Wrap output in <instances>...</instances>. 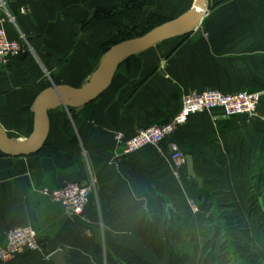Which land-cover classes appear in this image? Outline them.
<instances>
[{
	"label": "crops",
	"instance_id": "1",
	"mask_svg": "<svg viewBox=\"0 0 264 264\" xmlns=\"http://www.w3.org/2000/svg\"><path fill=\"white\" fill-rule=\"evenodd\" d=\"M192 1L3 0L12 18L6 35L12 41L24 37V58L0 64L2 130L16 142H28L45 93L90 84L118 35L133 30L141 37L161 29ZM203 91H264V0H206L197 29L124 59L93 106L52 104L37 153L0 150V247L6 232L17 227L32 228L42 246L3 264H55L50 256L56 251L67 264H110L106 252L116 259L112 247L148 264H168L166 242L181 244L184 238L174 232L167 205L181 216L185 241L193 247L184 264H198L207 218L200 201H209L220 222L224 213L237 216L264 257V96L253 117H225L218 109L197 114L170 139L184 160L191 159L202 189L188 178L185 163L176 168L170 141L125 156L114 139L168 122L184 96ZM68 183L89 188L81 218L68 217L61 204L42 195ZM149 215L163 244L161 258L139 237Z\"/></svg>",
	"mask_w": 264,
	"mask_h": 264
},
{
	"label": "built area",
	"instance_id": "2",
	"mask_svg": "<svg viewBox=\"0 0 264 264\" xmlns=\"http://www.w3.org/2000/svg\"><path fill=\"white\" fill-rule=\"evenodd\" d=\"M0 64L6 65L16 59L20 53H24L19 41L8 39L4 26L12 21L11 15L5 8V3L0 0ZM24 13V9L20 10ZM264 91L221 93L218 91H203L191 93L181 100L178 113L168 122L152 125L139 130L135 135L125 138L122 133L114 136L116 144L123 149L125 156L137 153L145 148H160L170 141L176 131L183 127L188 119L201 113H209L213 110H221L225 117L244 116L253 117L261 104ZM187 110V114H185ZM171 159L176 168L184 165V157L177 151L176 145L170 141ZM89 188L78 183H68L55 190H43L42 195L49 201L59 203L64 208L65 214L70 218H81L87 208L89 200ZM191 206L195 205L191 203ZM5 246L0 247V264L10 262L17 255L24 252H37L42 248L37 233L30 227H17L10 229L5 234Z\"/></svg>",
	"mask_w": 264,
	"mask_h": 264
},
{
	"label": "water",
	"instance_id": "3",
	"mask_svg": "<svg viewBox=\"0 0 264 264\" xmlns=\"http://www.w3.org/2000/svg\"><path fill=\"white\" fill-rule=\"evenodd\" d=\"M205 7L206 0H193L188 11L161 29H157L141 37L124 40L112 47L104 57L102 66L97 72L104 73V79L99 86L87 84L80 88L54 87L45 93L35 107L37 116L36 129L29 141L26 143L16 142L8 138L0 127V150L6 154L17 156H29L37 153L43 146L48 134V112L52 108V104H59L66 108H78L95 100L110 86L118 65L124 59L158 42L182 36L197 29L202 15L205 13ZM22 58H24V53H20L17 59L20 60ZM70 98L82 99L79 103H68L67 100ZM185 164L188 178L196 183L198 189H202V180L194 173L193 164L189 157L185 159ZM169 209L173 210L171 205L166 206L165 213L167 217H170ZM148 218L151 219V216L149 215ZM64 259L65 256L61 251H56L50 256V260L55 264H67ZM118 264L125 263L119 262Z\"/></svg>",
	"mask_w": 264,
	"mask_h": 264
},
{
	"label": "trees",
	"instance_id": "4",
	"mask_svg": "<svg viewBox=\"0 0 264 264\" xmlns=\"http://www.w3.org/2000/svg\"><path fill=\"white\" fill-rule=\"evenodd\" d=\"M150 29L151 27H149L148 31ZM122 31L124 30L122 29ZM133 32V30H130L127 35H121V37L118 35L116 37L117 41L113 42V45L127 39L135 38V34ZM90 106H93V102L85 105V107ZM90 117H92V114ZM72 120L75 123V117L73 115ZM255 201V204H257V200ZM198 207L202 212L207 214V218L204 221V232L201 238L202 254L198 264H211L215 257L216 238L218 235L217 233H213V229H208L207 224L209 219L215 222V227L220 229L222 234L219 246L221 254H225L226 257H232V263L234 264H264V257L256 253V245L252 239L245 234L243 230V222L240 221L237 216L232 213H224L220 217V222L219 219H216L213 215V212L210 215L212 205L209 201H200L198 203ZM169 218L170 222L175 224L174 232L180 235V238L182 236L184 239H182L181 244H178L174 240L166 242L168 264H184L192 257L193 247L192 244L185 241H188L189 235L188 232H185L186 230L183 229V225L179 222L181 216L178 215L177 217V215L170 213ZM188 231L190 232L191 229L188 228ZM139 237L146 249H148L157 258H161L163 256L164 248L163 244L160 242L157 224L153 220L149 219L148 216H146L141 222ZM111 249L116 259H113V255H109V252H106V258L110 264H118L119 262H123L125 264H148L141 259L130 257L131 254L129 251L117 247H112Z\"/></svg>",
	"mask_w": 264,
	"mask_h": 264
},
{
	"label": "rangeland",
	"instance_id": "5",
	"mask_svg": "<svg viewBox=\"0 0 264 264\" xmlns=\"http://www.w3.org/2000/svg\"><path fill=\"white\" fill-rule=\"evenodd\" d=\"M134 34H136V33H134ZM137 36L138 35H134V37H137ZM71 109H76V107H72ZM211 213H212V211L210 212V215H211ZM213 215L214 216L218 215V212L214 211ZM215 226H216L215 222L212 221L211 219H209L208 224H207L208 229L209 228L213 229V233H217V235H218V237L216 238L215 257H214V260L212 261L211 264H234V263H232V257H226L225 254H222V256H220V258L217 259V253L220 252L219 246L221 243L220 237L222 236V234L220 232V229L216 228ZM212 236H213V234H212Z\"/></svg>",
	"mask_w": 264,
	"mask_h": 264
},
{
	"label": "bare ground",
	"instance_id": "6",
	"mask_svg": "<svg viewBox=\"0 0 264 264\" xmlns=\"http://www.w3.org/2000/svg\"><path fill=\"white\" fill-rule=\"evenodd\" d=\"M104 79V73H97L94 79L91 81V86H99ZM82 98H70L68 103H79Z\"/></svg>",
	"mask_w": 264,
	"mask_h": 264
},
{
	"label": "snow or ice",
	"instance_id": "7",
	"mask_svg": "<svg viewBox=\"0 0 264 264\" xmlns=\"http://www.w3.org/2000/svg\"><path fill=\"white\" fill-rule=\"evenodd\" d=\"M185 114H187V110H185Z\"/></svg>",
	"mask_w": 264,
	"mask_h": 264
}]
</instances>
